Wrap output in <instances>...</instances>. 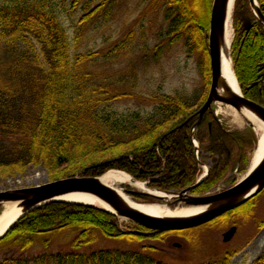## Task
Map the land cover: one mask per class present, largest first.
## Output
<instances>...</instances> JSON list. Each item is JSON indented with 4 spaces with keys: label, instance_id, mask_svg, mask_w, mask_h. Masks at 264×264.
I'll list each match as a JSON object with an SVG mask.
<instances>
[{
    "label": "trees",
    "instance_id": "obj_1",
    "mask_svg": "<svg viewBox=\"0 0 264 264\" xmlns=\"http://www.w3.org/2000/svg\"><path fill=\"white\" fill-rule=\"evenodd\" d=\"M117 1L32 0L22 10L13 8L15 15L0 22V179L42 166L50 182L76 176L101 177L113 170L127 173L138 182H150L151 188L163 192L179 193L197 182L200 169L191 132L208 95L198 91L192 97L155 96L149 99L154 113L147 117L139 111L122 115L112 110L115 103L139 98L137 79L110 72V68L134 53L138 36L147 45L146 15L139 21V29L121 41L98 51L72 54L60 9L73 25L78 47L98 22H110ZM258 2L264 13V0ZM144 3H148L146 14L162 17L167 24L166 32L160 35L164 40L155 48V60L168 47L184 42L190 54H201L200 74L204 88L209 89L208 36L213 0ZM232 24L231 58L239 86L247 100L264 106V27L252 14L248 0L236 1ZM143 59H147L145 55ZM196 139L202 154L214 162L208 177L191 191L197 196L216 189L237 168L246 172L258 141L250 129L229 132L210 113L198 126ZM131 194L140 203H156ZM263 194L264 190L207 226L226 229L240 226L239 220L250 222ZM201 229L155 232L134 223L121 224L113 215L92 207L53 203L14 225L0 241V251L50 249L64 240L69 241L72 252L40 256L36 264H165L151 256L158 248L145 241L163 242L176 235L191 244L198 241L191 233ZM103 239L141 249L77 253ZM236 253L228 251L221 259L205 264H231ZM0 264L30 263L5 259ZM256 264H264V256Z\"/></svg>",
    "mask_w": 264,
    "mask_h": 264
},
{
    "label": "rangeland",
    "instance_id": "obj_2",
    "mask_svg": "<svg viewBox=\"0 0 264 264\" xmlns=\"http://www.w3.org/2000/svg\"><path fill=\"white\" fill-rule=\"evenodd\" d=\"M16 1L17 0H3L0 2V22H7L9 17L15 15L13 11L14 9L22 10L23 8L30 6L32 3V0H21L20 3ZM69 1L70 0H67V3H69ZM4 6H7V8L10 9L6 11ZM147 6L148 3H144V0H118L113 9V17L110 22H98L96 26L91 28L84 40L78 44V47L75 45L73 25L69 21L67 13L65 10H62V8L59 12L72 41L73 55L75 52L86 53L90 51H98L106 48L109 44L121 41L132 30L139 29L138 23L141 18L146 15L147 35L144 40L147 42V45H145L143 40L138 36L135 43L134 53L127 58H123L119 64L110 68V72L124 74L128 79H137L138 89L136 91L138 92L139 98L124 100L115 103L112 107L113 111H117L122 115H127L134 111H139L143 117L152 115L155 106L149 99H152L155 96L167 95L192 97L198 91H203V95L206 96L210 92V86L209 89L204 88L200 74L201 54H190L186 49L184 42L171 48L168 47L160 59L155 60V48L163 42L164 39H160V35L166 32L167 24L163 21L162 17L156 18V15L151 16V14H146L145 11ZM30 13H34V11L31 10ZM144 55L147 59H143ZM215 110L217 111L218 107H216ZM223 110H229V108H223ZM217 115L219 116L222 125H224L229 132L245 131L246 127L239 126L223 112ZM196 134L197 129L192 130V139L194 137L196 138ZM256 138L258 140L257 136ZM193 140L192 144L195 149ZM257 146L258 141L256 149ZM256 149L251 157L246 172L243 171L238 172L237 174H229L230 178L221 183L218 186L219 190H216L214 193L229 189L246 176L250 171ZM196 153L202 164L200 168L201 174L198 176V178H201L207 171L209 172L211 161L206 154H202L201 150L198 152L196 151ZM203 155L205 157L207 156L206 159H203ZM49 182V174L44 167H31L25 174H21L14 178L0 179V192L36 187ZM138 183H148L149 185L147 188L152 191H158L150 187V182ZM117 187L122 189L135 203L141 205L145 204L135 200L131 194H137L135 192L143 191L135 188L131 184H121L117 185ZM1 212L2 210L0 209V214ZM239 221V230L233 240L229 243H224L223 241L224 229L218 228L217 230L211 228V226L192 232L191 236L194 235L197 237L198 241L191 244L184 238L178 236H168L163 242L149 239L144 243L156 246L158 251L151 256L156 261L165 264H205L221 259L225 252L228 251L237 252L233 257L231 264H256L264 256V194L257 201V209L255 211L254 219L250 222ZM120 223L123 224L129 222L120 220ZM262 223L263 226L260 227V224ZM122 230L125 231L124 228ZM73 238L74 237H71L70 240ZM62 242L65 241H57L50 249L37 247L24 253L12 250L0 251V260L10 259L13 262L22 260L28 261L30 264H36L35 260L40 256H52L72 252V249L69 247V241L65 243ZM175 243L181 244V248L174 247ZM140 249V246L133 247L122 242L103 239L94 247H89L77 253L90 254L96 250H122L129 252L140 251ZM48 264L54 263L51 261Z\"/></svg>",
    "mask_w": 264,
    "mask_h": 264
},
{
    "label": "water",
    "instance_id": "obj_3",
    "mask_svg": "<svg viewBox=\"0 0 264 264\" xmlns=\"http://www.w3.org/2000/svg\"><path fill=\"white\" fill-rule=\"evenodd\" d=\"M236 1L237 0H213L208 36L211 86L208 98L199 111V120L193 127V130L198 128L207 113L212 114L215 120L221 124L215 108L219 106H230L237 111L239 119L241 122H244L246 129L252 130L258 137L256 126L260 124L264 126V106L247 100L243 96L241 88L240 94H237L227 82L223 71V52L227 50V31H229V26L232 25L231 22ZM248 1L252 14L264 27V13L258 1ZM246 26L250 28V23ZM193 139L196 140L195 137ZM196 151H199V146H196ZM197 161L199 165H202L199 160ZM105 175L101 177L76 176L49 182L36 187L0 192L1 210L9 204L15 205L21 210L20 216L4 233L0 234V241L5 238L14 225L23 218L53 203L78 204L92 207L113 215L120 220L137 224L155 232H175L198 228L245 205L264 190V158L256 167L250 169L246 176L238 183L218 193L206 194L203 196L190 195V192L197 188L208 177V171L196 184L179 193L156 191L164 195L156 196L146 192H135L139 195L152 198L157 201L158 205L166 206L172 210L178 208H201L199 212L187 216L155 217L146 214L140 209L132 206L116 188L106 184L103 181ZM130 181L132 184L138 183L132 177ZM145 185L148 186L149 184L145 183ZM72 196L92 198L105 208L64 200V198ZM237 230V227H232L227 231L223 235L224 243L231 242ZM174 247L181 248V244L175 243Z\"/></svg>",
    "mask_w": 264,
    "mask_h": 264
},
{
    "label": "bare ground",
    "instance_id": "obj_4",
    "mask_svg": "<svg viewBox=\"0 0 264 264\" xmlns=\"http://www.w3.org/2000/svg\"><path fill=\"white\" fill-rule=\"evenodd\" d=\"M227 41H228L227 50H224L223 59H222L223 71H224V75L229 85L233 88V90L237 94H240V86L238 84L239 82H237V77L234 72L233 62L231 58V53H232L231 43L233 41L232 25L229 26V31H227ZM223 108H226V109L229 108V110H223ZM216 112L217 114H220L223 112L239 126H244V127L246 126L243 121L242 122L240 121L237 111L230 106H227V107L219 106ZM256 132L258 133V146L254 154L250 169H253L254 167H256L261 162V160L264 158V126L262 124H260L259 126L257 125ZM197 144L198 142L195 143V145ZM130 178L131 177L127 173H124V172L121 173L118 171H110L103 177V181L109 186L116 188L119 191V193L123 195V197H125L132 206H134L137 209H140L146 214H149L155 217L187 216V215H192L194 213H197L201 210V208H187V209L178 208V209L172 210L166 206H160L158 204H144V205L137 204L134 201H132L122 189H119L117 187V185H121V184L123 185L132 184L130 181ZM132 185L135 188L143 192L151 193L156 196H164L163 194L150 190L143 183H137V184H132ZM64 200L104 207L102 204H100L96 200L89 198V197H84V196L66 197L64 198ZM20 214H21V210L18 209L15 205H12V204L6 205L0 214V234L4 233L7 230V228L20 216Z\"/></svg>",
    "mask_w": 264,
    "mask_h": 264
},
{
    "label": "flooded vegetation",
    "instance_id": "obj_5",
    "mask_svg": "<svg viewBox=\"0 0 264 264\" xmlns=\"http://www.w3.org/2000/svg\"><path fill=\"white\" fill-rule=\"evenodd\" d=\"M199 150H201V146H200V144H199ZM194 155H195V158H196V160H197V153H196V148L194 149ZM209 160L211 161V167H210V170H209V173L211 172V170H212V168H213V166H214V162H213V160L211 159V158H209ZM198 162V161H197ZM204 163V162H203ZM198 166H199V169L201 168V166L198 164ZM206 169V168H205ZM207 170H208V168H207ZM239 171H238V168L236 169V170H234L232 173H230V174H234V173H238ZM200 174H201V170H200ZM199 174V175H200ZM230 177H229V175L227 176V179H229ZM199 179V178H198ZM231 188V187H230ZM188 189V188H187ZM186 190V189H185ZM218 191L219 189H218V187L216 188V189H211V191L209 192V194L210 193H214L215 191ZM184 191V190H183ZM223 191H225V190H223ZM190 195H193V196H197L196 194H192V192H190ZM242 207V206H241ZM256 209H257V207H256ZM210 224V223H209ZM208 225V224H207ZM207 225H204V226H202V227H199V228H204V227H208ZM232 227H237V229L239 230V228H238V226H236V225H233V226H230V227H228V228H226V229H224L225 230V232H224V234L227 232V231H229ZM211 228H215V229H217L218 230V227H212L211 226ZM196 229H198V228H196ZM196 229H191V230H196ZM191 230H186V231H182V232H188V231H191ZM238 230H237V232H238ZM171 233V232H170ZM223 234V235H224ZM237 234V233H236ZM170 236H176V235H170ZM235 237V236H234ZM233 240V239H232ZM226 253V252H225Z\"/></svg>",
    "mask_w": 264,
    "mask_h": 264
}]
</instances>
